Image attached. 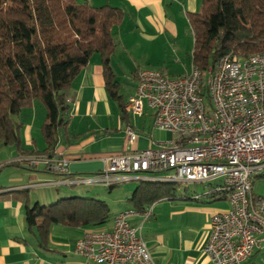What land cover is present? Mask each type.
<instances>
[{"label": "built area", "instance_id": "2783aa9c", "mask_svg": "<svg viewBox=\"0 0 264 264\" xmlns=\"http://www.w3.org/2000/svg\"><path fill=\"white\" fill-rule=\"evenodd\" d=\"M127 110L150 109L153 125L172 133L143 149L111 154L93 181L112 185L140 180L211 183L226 190L229 206L210 217L204 252L213 264H242L264 239V198L252 193V177L264 170V53L223 55L213 67L191 65L181 76L142 69ZM131 143L134 129L126 126ZM31 167L64 173L68 161L54 153L20 155ZM150 210L125 208L109 225L89 228L75 243L85 264H155L141 236ZM140 218L139 223L132 222Z\"/></svg>", "mask_w": 264, "mask_h": 264}, {"label": "crops", "instance_id": "0c3cea01", "mask_svg": "<svg viewBox=\"0 0 264 264\" xmlns=\"http://www.w3.org/2000/svg\"><path fill=\"white\" fill-rule=\"evenodd\" d=\"M87 1L95 6L109 4L124 11L123 22L112 30L117 47L110 63L117 76L119 64L129 57L132 60L129 67L134 72L132 77L136 84L137 73L142 69L136 65V57L132 53L137 51L136 47L156 42L181 44L188 36V13L200 8V0ZM122 26L126 27L124 33ZM148 56L143 50L137 58ZM67 92V132L59 137L53 152L68 161L66 172H53L43 165L31 167L20 161L17 165L22 166L11 170V183L0 182V193L24 189L28 192V205H46L47 201L52 202L64 195L63 189L68 192L74 191L69 187L79 183H100L92 178L102 172L107 156L157 145L172 137L171 132L154 127L150 109L146 108L142 115H133L126 108L127 114L124 117L120 115L117 103L106 91L98 53L91 56ZM23 121V147L28 151H41L45 147L40 130L41 120H37V115L31 109L24 114ZM126 126L133 128L136 135L131 143L125 135ZM12 156L15 157L5 156L0 160V171L5 166L3 163L20 155L16 153ZM131 180L140 181V178L131 177L126 181ZM255 185H258L257 190L254 189ZM108 186L112 187L113 184ZM208 187L206 184L203 192L180 189L175 197L159 199L145 208L150 211L141 223L140 232L155 264H213L204 252L210 236V217L226 208L224 200L227 198H210ZM34 190H37V195L32 196ZM252 193L264 198V170L253 175ZM128 207L131 204L113 215ZM139 219L135 218L132 222L139 223ZM87 229L54 224L51 226L48 247H41L34 231L28 230L25 225L24 203L8 193L0 194V264H85L86 259L75 252V243ZM242 264H264V239Z\"/></svg>", "mask_w": 264, "mask_h": 264}, {"label": "trees", "instance_id": "16d2710c", "mask_svg": "<svg viewBox=\"0 0 264 264\" xmlns=\"http://www.w3.org/2000/svg\"><path fill=\"white\" fill-rule=\"evenodd\" d=\"M124 17L120 7L95 6L87 0H0V144L12 145L18 155L53 153L67 132L68 88L94 53L100 56L109 97L122 117L127 114V101L110 63L117 47L112 30ZM188 22L193 35L191 65L202 70L228 53H264V0H200L199 10L188 13ZM35 101L45 109L40 125L45 147L28 151L20 137L23 118L14 116ZM9 164L17 162L3 166ZM205 184L210 198L227 197L226 190ZM176 191L175 183L140 180L128 201L144 210L159 199L175 197ZM4 193L24 203L25 225L44 248L54 224L95 228L113 217L103 199L71 196L48 206L28 205L26 190L0 194Z\"/></svg>", "mask_w": 264, "mask_h": 264}, {"label": "rangeland", "instance_id": "374dc122", "mask_svg": "<svg viewBox=\"0 0 264 264\" xmlns=\"http://www.w3.org/2000/svg\"><path fill=\"white\" fill-rule=\"evenodd\" d=\"M116 27H114L115 29ZM121 30H126L125 26L121 27ZM188 36L186 39L183 40L181 44H177L176 42H172L171 44H162L161 42H156L153 44H140L136 47L137 51L132 52L133 56L136 57V65L142 67V69H156L164 72L169 76H181L186 74L190 67H191V52L193 46V35L191 32L190 27L188 28ZM146 51L148 57L137 58L140 56L142 51ZM97 54V53H95ZM119 64V68L117 69V76L116 80L121 84L120 85V92L123 96V101H126L129 95L132 93L133 86L136 84V80L132 77L134 73L129 66L132 64V60L128 57V59L122 60ZM125 64L128 66H125ZM136 67V66H135ZM127 69V70H126ZM140 69V70H142ZM139 70V71H140ZM33 112L37 115V120L40 122L43 121V116L45 113V109L43 105L35 101L34 105L30 107ZM30 108H26L23 110V114H28V111L31 110ZM23 114L19 117L14 116L17 120H22ZM20 136L21 139L24 140V130L20 129ZM16 155V151L12 145H2L0 144V160H2L5 156H11L14 158ZM18 157V156H17ZM10 158V159H12ZM20 162V161H16ZM16 166H22L17 164H9L1 167L0 171V182L5 184H10V175L11 170L16 168ZM132 177H139V175L134 174ZM139 180H131V181H122L116 184H113L112 187L108 185H104L102 183H79L76 186H72L69 188H74V191L65 192L64 189L62 192L64 195L58 196L54 200L47 201L46 205H50L54 201L59 198L70 197L73 195L88 197V198H98L103 199L107 202L111 213L113 214L115 211L130 205L126 197L132 194L135 187L138 185ZM258 184V183H257ZM177 190H187V192L197 191L203 192L205 188V183H175ZM255 190L258 189V185H255ZM32 194V196L37 195L36 191ZM73 193V194H72ZM226 204V208L229 206L228 200H224ZM223 201V202H224ZM224 202V203H225ZM34 203H32L33 205ZM225 208V209H226Z\"/></svg>", "mask_w": 264, "mask_h": 264}]
</instances>
